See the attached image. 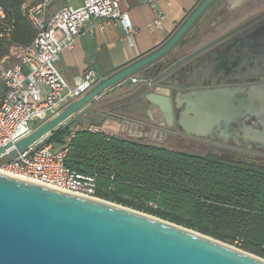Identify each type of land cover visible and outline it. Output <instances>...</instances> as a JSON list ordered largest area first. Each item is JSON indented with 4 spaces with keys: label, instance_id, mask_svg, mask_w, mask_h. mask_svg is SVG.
Returning <instances> with one entry per match:
<instances>
[{
    "label": "water",
    "instance_id": "95a60500",
    "mask_svg": "<svg viewBox=\"0 0 264 264\" xmlns=\"http://www.w3.org/2000/svg\"><path fill=\"white\" fill-rule=\"evenodd\" d=\"M214 1L198 0L191 14L161 46L101 79L81 97L69 100L49 119L35 124L26 137L0 146V167L39 140L47 139L88 104L83 113L101 102L114 103L130 95L138 96L130 105L147 98V108H159L170 124L175 109L186 104L178 121L187 133L205 137L215 132L229 137L232 133L239 138V132L231 128L235 123L242 129L244 139L264 149V85L192 89L175 97L170 87L158 83L183 70L199 53L182 56L188 33ZM164 68L168 69L163 71ZM153 72L155 76L149 78ZM137 73L142 79L136 85L128 84L97 99L122 82L131 81ZM141 85L150 87L148 94L137 91ZM140 112L139 108L135 111ZM118 117L123 127L130 118L124 114ZM251 118L254 121L244 129V120ZM152 123H147L148 131ZM0 264H264V258L107 200L0 173Z\"/></svg>",
    "mask_w": 264,
    "mask_h": 264
},
{
    "label": "trees",
    "instance_id": "16d2710c",
    "mask_svg": "<svg viewBox=\"0 0 264 264\" xmlns=\"http://www.w3.org/2000/svg\"><path fill=\"white\" fill-rule=\"evenodd\" d=\"M23 4L34 5L26 0H0V6L16 22L12 41L0 40V60L10 54L20 37L35 36L21 11ZM153 76L154 72L149 78ZM128 84L133 85L131 81ZM72 131L69 124L60 125L45 142L68 144L67 167L94 175L98 198L264 258V166L143 138L86 129L75 130L71 136Z\"/></svg>",
    "mask_w": 264,
    "mask_h": 264
},
{
    "label": "built area",
    "instance_id": "2783aa9c",
    "mask_svg": "<svg viewBox=\"0 0 264 264\" xmlns=\"http://www.w3.org/2000/svg\"><path fill=\"white\" fill-rule=\"evenodd\" d=\"M46 5L47 0L22 5L21 11L34 28L35 36L23 47L17 63L0 60V84L5 87L0 94V146L26 137L35 124L49 119L69 100L81 97L100 81L97 72L90 68L73 87L58 68L62 52L74 47L88 21L105 18L119 22L129 40L136 32L129 13L121 9V0H81L79 6L66 4L48 20L43 14ZM162 26L163 17L160 15L150 28L160 29ZM15 27V20L0 6V40L12 41ZM131 81L136 83L137 78L131 77ZM41 84L48 87L46 93ZM85 128L92 132L101 131L100 125L94 123L86 124ZM45 140H39L2 165L0 172L75 195L98 198L95 176L67 167L68 144H47Z\"/></svg>",
    "mask_w": 264,
    "mask_h": 264
},
{
    "label": "crops",
    "instance_id": "0c3cea01",
    "mask_svg": "<svg viewBox=\"0 0 264 264\" xmlns=\"http://www.w3.org/2000/svg\"><path fill=\"white\" fill-rule=\"evenodd\" d=\"M45 0H26L27 3L38 4ZM221 0H215L206 12L201 16L197 23L190 31L195 30L206 14L212 13V10L216 8ZM223 1V0H222ZM250 0H228L229 9L237 8L243 4H246ZM198 0H121V9L127 11L130 15V20L136 32L129 40L126 37V30L119 22H112L105 18H93L85 24L82 35L77 39L75 45L71 49H65L58 62V68L64 78L71 86H76L82 79L85 71L92 68L94 69L100 80L107 78L119 71L123 67L127 66L133 59L146 55L154 49L161 46L169 36L185 21V19L191 14L197 5ZM259 7L264 5V0H256ZM79 6L81 0H47V5L43 10V14L46 20L50 19L62 6L64 5ZM210 13V14H211ZM163 17V26L160 29H151L150 25L159 17ZM206 16V17H205ZM34 35L27 38L20 37L17 45H14L9 55H6L3 59L9 63L14 64L20 60L22 53L16 56V49L31 42ZM183 71L177 72L175 75L180 78ZM133 78H137L136 85L141 79V75L134 74ZM132 82V81H131ZM125 83V82H122ZM121 84L114 88L109 89L106 93L99 96L97 99H102L107 96L114 89H118ZM43 92L48 91V87L41 84ZM5 87L0 84V94L4 91ZM150 87L148 85L139 86L138 90L140 94H148ZM154 90V88H153ZM158 91L161 92V89ZM128 98L124 96L121 100ZM147 99V98H146ZM131 100L128 99L126 106L120 113L130 117L123 127L118 121L113 119V122L120 128L124 129V133L128 134L116 135L105 132L109 135H115L121 138H134L142 139L143 135H151L156 126L152 120L150 109L147 108V101L140 104L130 105ZM150 103V102H149ZM112 102H101L93 109L83 113L89 104L73 116L68 118L62 125L69 124L70 128L75 130L86 129L85 125L94 123L98 124L99 120L106 119L107 117H115L112 113ZM140 109L142 114H147L150 117L151 129H147L146 125L150 122L137 118L139 114L135 111ZM149 109V110H148ZM145 112V113H144ZM97 116H100L99 118ZM94 118L97 121H92ZM136 118V119H135ZM118 120V118H117ZM120 120V119H119ZM148 123V124H147ZM101 127V126H100ZM146 127V128H145ZM101 131L104 132L101 128Z\"/></svg>",
    "mask_w": 264,
    "mask_h": 264
},
{
    "label": "flooded vegetation",
    "instance_id": "af4514ba",
    "mask_svg": "<svg viewBox=\"0 0 264 264\" xmlns=\"http://www.w3.org/2000/svg\"><path fill=\"white\" fill-rule=\"evenodd\" d=\"M185 44L187 46L183 57L199 53L191 57L180 78L175 74H169L158 82L161 86L170 87L175 97L192 89L227 90L264 85V6L262 10H258L256 0H250L232 9H229L228 0H223L196 26L195 30L188 33ZM166 69L168 68H164L163 71ZM212 71H215V74H212ZM127 97L119 104L122 109L127 105L128 99L131 100L129 103L138 99V96ZM144 101L150 104L146 98L135 104ZM185 105L175 109L171 124L159 108H151L149 112L156 127L151 135H143L142 138L159 141L158 139H162L163 136L175 134L210 148L264 154L263 148L244 139L242 129L235 123L231 124V128L239 132V138H235L232 133L229 137L221 132H215L207 137L187 133L178 121L179 113ZM111 106L112 111L117 108ZM158 114L162 119L159 120ZM150 121L151 119L148 120ZM253 121L254 118L244 120V129Z\"/></svg>",
    "mask_w": 264,
    "mask_h": 264
},
{
    "label": "rangeland",
    "instance_id": "374dc122",
    "mask_svg": "<svg viewBox=\"0 0 264 264\" xmlns=\"http://www.w3.org/2000/svg\"><path fill=\"white\" fill-rule=\"evenodd\" d=\"M221 2H222V0L220 1V3ZM210 13L206 14V16H209ZM21 49L22 48L18 47L15 50L16 51V54H15L16 56H19L22 53ZM126 86H127L126 82L122 83V85L120 87H118V89L117 88L114 89L109 94H107V96L111 95V94H113V93H115V92H117L119 90L124 89ZM122 98L123 97L119 98V100H113V101H115L113 103V105L117 106V108L115 110L117 112L118 111L120 112V111L123 110L122 107L119 105L120 102L123 101V100H121ZM110 102H112V101H110ZM115 111H112V113L115 112ZM119 112L115 113V114L113 113L116 116V118L111 116L110 118L107 117L106 119L99 120L100 126H101V128H102V130L104 132H108V133H112V134H116V135L128 134L127 132L124 133V129L118 127L113 122V119H115L116 121L119 122V124H123V120L118 117ZM137 114H139L137 116V118H141L142 120L148 121L150 119V117L146 113L142 114V112H140V113H137ZM97 117L99 118L100 116H97ZM117 118H118V120H117ZM158 118H159V120L162 119L160 114H158ZM92 121L95 122L97 120L94 118V120H92ZM144 130H147V129H144ZM146 140L150 141L149 139H146ZM158 140L159 141L152 140V142H155V143H158V144H163V145H166V146H169V147H172V148L184 149L186 151L188 150V151L195 152V153H214V154H217V155H219V156H221L223 158H226V159L239 160V161H244V162H248V163H251V164L264 166V154H255V152H253V151H245V152H243V151H233V150H223V149H218V148H210V147H208L206 145L192 142L191 140H188L187 138H184V137H182L180 135H175V134H168L167 136H163L162 139H158ZM121 206H123V205H121ZM127 208H130V207H127Z\"/></svg>",
    "mask_w": 264,
    "mask_h": 264
},
{
    "label": "bare ground",
    "instance_id": "6f19581e",
    "mask_svg": "<svg viewBox=\"0 0 264 264\" xmlns=\"http://www.w3.org/2000/svg\"><path fill=\"white\" fill-rule=\"evenodd\" d=\"M0 162H1V159H0ZM1 173V172H0ZM32 182H36V181H32ZM36 183H39V182H36ZM39 184H41V183H39Z\"/></svg>",
    "mask_w": 264,
    "mask_h": 264
}]
</instances>
